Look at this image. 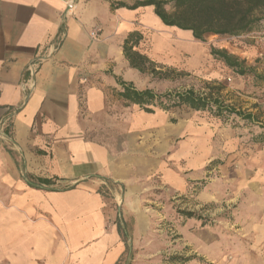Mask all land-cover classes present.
<instances>
[{
  "label": "crops",
  "instance_id": "1",
  "mask_svg": "<svg viewBox=\"0 0 264 264\" xmlns=\"http://www.w3.org/2000/svg\"><path fill=\"white\" fill-rule=\"evenodd\" d=\"M135 1L0 0V264H141L147 182L208 163V127L177 143L188 120L118 96L121 83L160 94L125 58L130 34L168 68L195 42L153 7H112Z\"/></svg>",
  "mask_w": 264,
  "mask_h": 264
},
{
  "label": "rangeland",
  "instance_id": "2",
  "mask_svg": "<svg viewBox=\"0 0 264 264\" xmlns=\"http://www.w3.org/2000/svg\"><path fill=\"white\" fill-rule=\"evenodd\" d=\"M190 43L181 49L179 65L169 66L180 73H173L178 77H151L161 87L158 93L217 91L225 104L255 114L257 122L235 116L217 119L184 106L174 109V128L181 129L184 120L189 125L181 130L185 133L177 143L186 142V131L193 130L192 126L208 127L204 132L208 163L200 171L187 172L186 162L181 160L180 179L178 184L172 182L174 187L161 182L159 176L147 182L144 204L151 227L138 250L146 257L140 263L264 264V143L254 141L264 133V83L252 75L237 76L208 55L209 47L225 50L264 75V21L247 36H208L205 42ZM182 212L196 218L187 219Z\"/></svg>",
  "mask_w": 264,
  "mask_h": 264
},
{
  "label": "trees",
  "instance_id": "3",
  "mask_svg": "<svg viewBox=\"0 0 264 264\" xmlns=\"http://www.w3.org/2000/svg\"><path fill=\"white\" fill-rule=\"evenodd\" d=\"M113 8L136 9L138 7H153L155 16L167 28H175L189 32L195 42H205L208 36L220 38H237L255 32L264 21V0H137L129 6L123 2L112 5ZM170 9V11H168ZM261 13L263 16H258ZM142 40L139 33L130 34L123 44V54L131 68L141 74L149 75L159 80H171L178 77L176 71L159 66L147 56L135 51ZM210 58L221 62L237 76L252 75L264 83V75L256 74L243 61L230 55L225 50L209 47ZM180 74V73H176ZM122 91L118 96L123 100L138 105L147 113L157 107L164 112L186 107L195 112H207L210 116L226 120L235 116L248 123H256L257 116L251 112L238 110L221 100L218 92L209 90L206 94L196 93L192 89L155 94L151 90L137 91L131 85L121 83ZM264 130V125H261ZM256 142L264 143V133L256 136ZM108 186H112L107 183ZM30 186H33L30 184ZM185 218H196L193 213L182 212Z\"/></svg>",
  "mask_w": 264,
  "mask_h": 264
},
{
  "label": "built area",
  "instance_id": "4",
  "mask_svg": "<svg viewBox=\"0 0 264 264\" xmlns=\"http://www.w3.org/2000/svg\"><path fill=\"white\" fill-rule=\"evenodd\" d=\"M43 55L39 56L35 63H32L31 66L28 68L29 76H34L37 72V67L40 64L41 60L43 59Z\"/></svg>",
  "mask_w": 264,
  "mask_h": 264
}]
</instances>
